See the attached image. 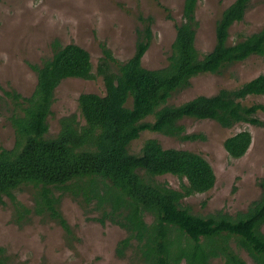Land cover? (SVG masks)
Segmentation results:
<instances>
[{"label": "trees", "instance_id": "trees-1", "mask_svg": "<svg viewBox=\"0 0 264 264\" xmlns=\"http://www.w3.org/2000/svg\"><path fill=\"white\" fill-rule=\"evenodd\" d=\"M252 0H234L215 27V45L204 54L196 48L199 0H184L182 21L176 27L168 65L150 70L143 57L152 41L153 18H142L143 29L133 56L119 62L106 45L94 72L90 53L70 43H53V56L42 65L33 64L37 85L29 97L3 90L14 109L10 122L15 131L12 148L0 147V201L3 196L16 203L19 221L32 212L48 215L66 232L71 228L60 210L64 195L94 205L101 224L110 222L127 232L116 253L124 256L135 246L143 264H248L245 251L255 264H264V178L263 193L236 216L219 211L200 216L183 205L185 198L211 190L216 182L212 165L200 154L166 149L156 139L146 140L140 153L129 146L143 131H153L180 140L202 135L187 134L179 123L185 118L209 119L224 128L237 124L264 127V103H247L264 96V74L236 89H222L213 96H199L181 105L168 104L174 92L190 86L201 73H220L224 68L253 55L264 57L262 28L233 44L230 28L241 22ZM264 3V0H259ZM104 80L105 93H82L78 106L84 124L75 115L60 119V130L48 136L49 117L58 85L68 78ZM152 121H148L149 117ZM252 141L242 130L224 141L232 158L243 157ZM171 174L181 181L179 189L158 176ZM32 191L33 208L16 198V191ZM150 216L148 222L146 217ZM0 264H9L1 254Z\"/></svg>", "mask_w": 264, "mask_h": 264}, {"label": "rangeland", "instance_id": "rangeland-1", "mask_svg": "<svg viewBox=\"0 0 264 264\" xmlns=\"http://www.w3.org/2000/svg\"><path fill=\"white\" fill-rule=\"evenodd\" d=\"M234 0H199L196 17L199 27L196 48L203 56L215 45L216 22ZM184 0H0V147L12 148L15 131L10 122L14 109L3 90H15L29 97L37 85V75L31 65H42L54 53L53 43H75L91 55L96 73L102 45L110 49L119 62L130 59L143 29L142 18L152 17V41L143 57V66L150 70L168 65L176 27L182 21ZM264 24V3L252 0L241 22L230 28L231 44L259 31ZM264 74V57L253 55L233 63L220 73H201L191 79L189 87L174 92L170 105H181L199 96H213L222 89H236L243 83ZM82 93H105L104 80L68 78L55 91L48 136L60 130L62 117L75 115L84 124L78 106ZM264 103V96H254L247 103ZM264 120V114H259ZM149 117L147 120L152 121ZM187 134L203 138L183 141L153 131H144L132 141L129 149L140 153L146 140L156 139L166 149L189 150L202 155L216 174L214 187L183 200L192 212L209 216L219 211L236 216L251 202L260 198L264 178V127L247 123L224 128L214 120L185 118L180 121ZM248 130L252 141L247 153L235 159L228 155L224 141L235 133ZM179 189L181 181L166 174L157 177ZM16 198L26 208H33L32 191H16ZM16 203L3 196L0 201V251L9 264H143L132 245L120 257L118 242L127 232L110 222L105 225L94 218L99 216L95 206L80 203L64 195L60 210L71 228L67 232L48 215L28 214L19 221ZM151 221V217H146ZM264 232V226L262 227ZM240 255L248 264H255L245 251ZM211 264H222L220 259Z\"/></svg>", "mask_w": 264, "mask_h": 264}, {"label": "flooded vegetation", "instance_id": "flooded-vegetation-1", "mask_svg": "<svg viewBox=\"0 0 264 264\" xmlns=\"http://www.w3.org/2000/svg\"><path fill=\"white\" fill-rule=\"evenodd\" d=\"M151 117V116H150ZM183 120V119H182ZM181 121V120H180ZM180 121H179V123H180ZM144 132V131H143ZM141 135V134H140ZM159 177V176H158Z\"/></svg>", "mask_w": 264, "mask_h": 264}]
</instances>
